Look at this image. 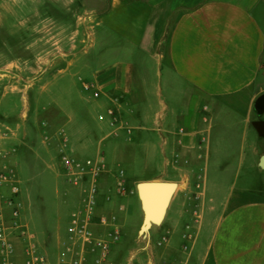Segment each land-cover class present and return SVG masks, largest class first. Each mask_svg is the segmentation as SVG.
<instances>
[{
	"label": "crops",
	"instance_id": "obj_1",
	"mask_svg": "<svg viewBox=\"0 0 264 264\" xmlns=\"http://www.w3.org/2000/svg\"><path fill=\"white\" fill-rule=\"evenodd\" d=\"M111 13L115 32L124 39L113 41L112 58L102 57L90 80L99 92L98 120L104 127L109 128L111 108L133 127L134 143L153 149L155 138L143 131L159 132L164 165L177 164L183 176H205L212 145L232 143L239 131L243 139L248 128L256 138H264L251 124L257 119L253 102L264 93V0H112L100 20ZM105 44L101 40L102 48ZM163 92L187 101V106L168 113ZM150 96L160 97L161 113L147 106ZM53 103L64 116L68 139L89 144L92 131L83 116ZM124 138L116 142L117 158L126 155L120 146ZM169 147L171 160L166 157ZM262 154L264 148L253 145L244 157L246 167L264 173L259 166ZM263 182L230 189L215 183L200 185L195 214L177 210L160 251H110L109 260L112 264H264ZM108 203L105 208L112 207ZM186 223L195 224L190 246H176L172 236L180 235ZM59 253L46 256L44 264H58ZM95 256L88 255L87 264H95ZM15 264H23L20 251Z\"/></svg>",
	"mask_w": 264,
	"mask_h": 264
},
{
	"label": "rangeland",
	"instance_id": "obj_2",
	"mask_svg": "<svg viewBox=\"0 0 264 264\" xmlns=\"http://www.w3.org/2000/svg\"><path fill=\"white\" fill-rule=\"evenodd\" d=\"M111 3L112 0H0L1 142L12 152L19 188L17 201L21 205L19 221L47 257L61 251L60 240L66 234L71 212L80 203L81 188L86 185L85 181L74 185L60 164L57 136L60 131L67 136V132L62 126L64 116L53 102L63 111L82 115L92 131L87 137L89 144L68 139V149L80 159L99 157L105 166L99 178L97 214L105 217L106 224L98 225L96 233L108 241L109 251H160L177 210L185 213L189 209L195 214L193 203L202 195L200 185L215 183L230 189L248 184L257 187L264 181L263 172L244 164L253 145L264 148V138H256L250 128L244 139L239 131L232 143L212 145L205 176H183L177 164L164 165L159 132L143 131L155 138L153 149L134 143L133 127L117 118L115 110L110 117L113 124L109 122V128L104 127L105 123L98 120V98L83 90L82 81L91 80L102 57L112 58L113 41L124 39L115 32L112 13L100 20ZM124 22H129L128 16ZM101 40L106 41V47L102 48ZM147 98L152 112L161 113L160 97ZM161 98L169 107L168 113L188 103L165 92ZM142 103L138 104L143 106ZM121 136L125 137V144L120 146L126 155L117 158L116 142ZM166 157L172 159L170 147ZM166 171L175 174H161ZM151 179L182 185L162 227L152 233L150 244H145L137 236L141 217L134 183ZM108 201L112 207L105 208ZM194 227L195 224H184L182 233H174L171 242L190 246ZM12 242L16 251H21L26 238H13Z\"/></svg>",
	"mask_w": 264,
	"mask_h": 264
},
{
	"label": "built area",
	"instance_id": "obj_3",
	"mask_svg": "<svg viewBox=\"0 0 264 264\" xmlns=\"http://www.w3.org/2000/svg\"><path fill=\"white\" fill-rule=\"evenodd\" d=\"M84 91H91L94 97L99 95L91 81H82ZM107 114L113 116L110 108ZM113 124V122H111ZM59 161L68 179L77 185L85 181L81 188L79 205L71 212L65 236L60 240L61 251L58 264H87L88 255L95 254V264H112L109 260V244L96 233L98 225L106 224V219L97 214L99 196V178L105 171L102 159L74 156L68 147V137L58 133ZM0 136V264H15L18 251L13 238H26L21 248L23 264H44L46 256L39 251L34 236L19 221L20 203L17 201L19 188L16 172L11 162L12 152L4 147ZM45 134V139H48ZM117 232V231H116ZM114 240L117 235H114Z\"/></svg>",
	"mask_w": 264,
	"mask_h": 264
},
{
	"label": "water",
	"instance_id": "obj_4",
	"mask_svg": "<svg viewBox=\"0 0 264 264\" xmlns=\"http://www.w3.org/2000/svg\"><path fill=\"white\" fill-rule=\"evenodd\" d=\"M257 119L251 122L260 137H264V93L258 95L253 102ZM259 166L264 170V154L261 155ZM180 182L169 180H141L134 183L141 223L137 231L139 239L150 244V237L163 225L171 203L176 196Z\"/></svg>",
	"mask_w": 264,
	"mask_h": 264
}]
</instances>
